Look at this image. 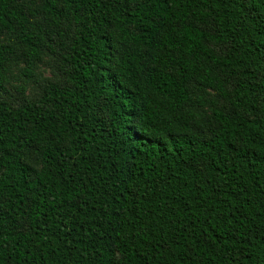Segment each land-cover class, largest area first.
I'll return each mask as SVG.
<instances>
[{
  "label": "trees",
  "instance_id": "16d2710c",
  "mask_svg": "<svg viewBox=\"0 0 264 264\" xmlns=\"http://www.w3.org/2000/svg\"><path fill=\"white\" fill-rule=\"evenodd\" d=\"M11 55L0 264H264V0H0Z\"/></svg>",
  "mask_w": 264,
  "mask_h": 264
},
{
  "label": "rangeland",
  "instance_id": "374dc122",
  "mask_svg": "<svg viewBox=\"0 0 264 264\" xmlns=\"http://www.w3.org/2000/svg\"><path fill=\"white\" fill-rule=\"evenodd\" d=\"M136 2H138V0H135ZM150 3V1L148 2V4ZM145 8H142V10L144 9L145 12L148 10L146 9V7H148V5L144 6ZM150 7V6H149ZM139 8H141L139 6ZM129 12L131 13L132 16V22L134 24V26H140L142 24V19L137 18V13L138 10L135 8V6L133 4L129 5ZM40 17L36 16V20H38ZM142 18V17H141ZM19 50H16V55L17 57L19 56ZM15 57L14 55L10 56L9 62L7 64V69L8 72L6 74V77L8 79V83L5 84V87L7 89V92L4 94L0 95V98H4L7 99L8 101H10L11 103L14 104H19V95L17 94L16 88L21 85L24 84L26 87L25 90V96L27 97H34L37 92L39 91L38 87L39 84L43 83L44 81L48 80V79H53V78H57V73H56V68H55V64L53 63V59L51 60L49 56H44L42 61L38 62L36 64L35 67V71H34V78L32 79H28L25 77V75L22 73V69H23V64L21 63V61L17 60L15 61ZM32 159L34 158L33 155Z\"/></svg>",
  "mask_w": 264,
  "mask_h": 264
}]
</instances>
